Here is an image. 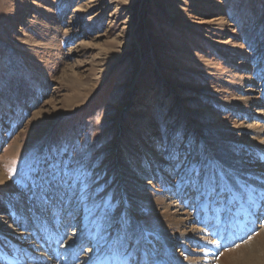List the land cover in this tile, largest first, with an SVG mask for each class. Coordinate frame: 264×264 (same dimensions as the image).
Listing matches in <instances>:
<instances>
[{"label":"rangeland","instance_id":"1","mask_svg":"<svg viewBox=\"0 0 264 264\" xmlns=\"http://www.w3.org/2000/svg\"><path fill=\"white\" fill-rule=\"evenodd\" d=\"M215 18L223 23L209 22ZM186 105L214 113L188 114L197 128L187 145L182 136L190 128L181 117ZM131 114L155 119L147 135L158 139L152 148L174 167V180L183 171L177 154L206 171L207 153L191 154L200 144H210L219 162L252 164L256 158L247 144L253 134L245 128L264 123V0H0V169L10 182L0 185L1 220L10 221L11 215L12 228L19 227L34 204L41 220L28 209L25 217L34 225L22 230L41 245L50 241V233L42 236L47 225L62 223L59 249L79 238L80 259L71 264H82L94 254L88 228L123 236L120 218L133 226L126 206L135 201L140 204L137 230L158 245L165 229L160 212L140 189V171L129 173L124 203L120 175L111 163L118 149L119 163L132 167L119 144L134 153L139 146L127 128L137 125ZM52 150L87 184V199H78L80 184L71 199L45 204L32 197L26 177L37 157ZM140 165L146 167V160ZM230 208V219L236 218L238 207ZM187 209L192 212V204ZM8 228L1 229L4 235ZM5 240L0 234V245L8 248Z\"/></svg>","mask_w":264,"mask_h":264},{"label":"bare ground","instance_id":"2","mask_svg":"<svg viewBox=\"0 0 264 264\" xmlns=\"http://www.w3.org/2000/svg\"><path fill=\"white\" fill-rule=\"evenodd\" d=\"M168 10L169 13H173L171 8ZM209 22L212 24L215 23V25L223 23L219 18H215ZM145 92H149V90L146 89ZM148 95L150 96L151 94L149 93ZM240 100L248 101L249 99L242 98ZM180 103L184 104L183 101H180ZM258 103L255 102L254 104L259 105ZM145 105L143 101L141 106ZM41 112L42 110H39L35 114L37 115ZM188 114H207V116H214V113L208 108L197 109L194 106H184L181 117L188 120L190 128V132L182 136L185 145L191 140L193 129L197 128L196 122ZM131 117V123L135 121L137 125L134 124L132 127L127 125V128L131 133V139L136 140L139 146L135 147V153L130 152L128 147L123 142H120L123 136L122 131L121 134L119 132L120 137L118 140L120 143H118L125 148L126 156L132 167L123 166L119 163V159L117 158L118 149H114L115 155H113V162H111L114 172L120 175V185H123L121 187L123 190L121 192L122 200L124 203L126 202L127 187L124 183L130 177L129 173L135 168L142 175L140 184L143 187L140 189L147 195V199H150L154 203L153 206L155 209L160 212V218L163 221V227L165 229L164 234L159 233L160 239H158V245L153 244L148 238L144 240L142 237L147 236L145 231L141 230L139 232L137 230L138 226H140V215L137 213L140 204L135 201L128 203V206H126L127 214H131L134 222L133 226H130V231L134 235H138L136 237L142 240L135 257L136 264H144L145 261L147 264H264V123L257 122L253 127L248 126L245 128V130L251 131L253 134L250 143L247 144L250 146L256 158L252 164L239 162L236 165L231 162L227 164L219 162L217 160L218 157L215 155V150L211 148L210 144L208 147L200 144L198 148L195 146L192 148V155L198 154L200 149L203 151L202 154L207 153L206 171L212 169L213 165H216L215 169H222L226 173L223 178H218V191L222 193L218 194L204 180H202L203 182L199 181L189 184L185 179L184 167L181 168V171H183L179 172L177 179L174 180V175H172L174 167H167L165 162L168 161L162 157V154L158 150L159 148H152L154 145L158 147V139L154 140V137L150 138L147 135V133L152 135V131L150 132L149 130H154L153 124H155V119L152 115L138 116L131 114ZM123 124L126 125L124 120ZM138 127L140 128L139 131L137 130ZM199 135L201 139L204 138V135ZM154 136H157V134ZM141 159L146 160V167L140 165ZM160 161L163 162L162 166L159 165L161 163ZM151 163L156 168L157 175H155L156 172H154L153 167L150 165ZM184 165L188 167L195 166L193 162L184 163ZM166 167L168 172L164 171ZM9 183V178L0 169V185L7 186ZM128 185L130 186L131 184L129 183ZM144 187H148V192ZM164 192L169 193L165 195L163 194ZM171 195L175 196L174 198H177L181 204ZM243 195L247 196L248 203L250 202L249 195L254 196L255 205L253 206L252 203L250 205L245 204L246 201H243ZM221 196L223 197L222 199H220ZM188 204H192V212L187 209ZM232 204L233 206L235 205L234 207L239 206L240 213L236 212L235 215L237 217L229 220V214H231L230 209H232L229 206H232ZM2 207L4 208V205ZM16 207L21 209V203L18 202V206ZM28 209L30 211L33 210L32 215L36 217V221L38 222L40 212H35L34 204H31ZM28 209L23 213L25 218L24 224H19V227L13 225L14 228H12L10 221H13V216L11 215L10 221L0 219V234L6 238L4 242L8 244V248L0 245V260H6L5 264H60L58 258L56 259V252L50 251L53 250L54 246L57 247L56 244H49L48 250L44 247L43 242L40 245V242H36L35 237H32L28 232L22 230L24 226L32 228L34 225V221L31 222L25 217V215L30 214ZM220 216L223 217V221L220 220ZM194 219L197 220V226L195 225ZM120 220H122V217ZM193 221L194 223H192ZM123 222L125 223V220ZM7 226L9 228L5 232L6 235H4L1 229ZM47 226L48 231L57 233V241H60L64 237L62 223H57V227L50 224ZM37 229L39 228L37 227ZM75 234L76 232L71 235ZM88 235L90 241L88 246L94 247V254L89 260L85 259V262H82V264H99L100 260L96 263L94 262L98 258L101 259L104 255L101 248L105 240L111 241L116 239L118 232H115L111 237L109 235L106 237V229H103V227L97 229L96 227L94 229L89 227ZM46 236L49 237L48 234ZM100 237L104 239H100ZM80 244L82 243L78 238L72 247H70L71 245L69 246V249H66L68 246H65L66 248L63 247V252L64 254L66 253V257L62 259L64 261L61 260L62 263L67 264L70 261L74 262L80 259L82 251L79 250L81 249ZM178 247H181L183 250H180L181 254L178 252ZM29 259L30 261H28ZM105 264H118V262L106 261Z\"/></svg>","mask_w":264,"mask_h":264},{"label":"snow or ice","instance_id":"3","mask_svg":"<svg viewBox=\"0 0 264 264\" xmlns=\"http://www.w3.org/2000/svg\"><path fill=\"white\" fill-rule=\"evenodd\" d=\"M161 147H164L163 143ZM167 150V149H165ZM55 151L49 155H40L35 161L34 167H32L27 175L26 179L28 183L25 185L31 192V195L36 200L45 204L50 201L60 198L64 199L66 196L71 199L76 195V185L80 184V192L78 199L83 201L87 199V184L84 183L80 176L74 175V170L71 168V162H65L55 159ZM178 161V167L185 168V179L189 184L197 183L201 179L211 185L212 190L218 192V178H223L226 173L222 169H208L204 171L195 166H185L183 161L179 160L178 154L175 156ZM13 174L12 170L9 171V176ZM249 200L252 205H255V197L249 195ZM107 208H111L108 205ZM106 214V210H102ZM122 217L121 230L123 236H118L114 240H105L101 251L104 255L101 257L99 264H105L106 261L118 262V264H136V254L139 250L141 243L140 238H136L134 233L130 231V225L123 222ZM147 240V236L142 237ZM100 239H104L100 237ZM144 264H147L145 261Z\"/></svg>","mask_w":264,"mask_h":264}]
</instances>
